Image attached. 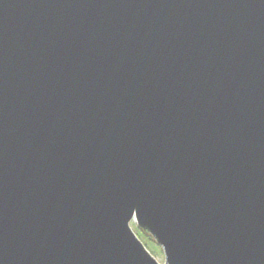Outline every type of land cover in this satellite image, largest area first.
Listing matches in <instances>:
<instances>
[{"label": "water", "instance_id": "95a60500", "mask_svg": "<svg viewBox=\"0 0 264 264\" xmlns=\"http://www.w3.org/2000/svg\"><path fill=\"white\" fill-rule=\"evenodd\" d=\"M264 264V0H0V264Z\"/></svg>", "mask_w": 264, "mask_h": 264}, {"label": "rangeland", "instance_id": "374dc122", "mask_svg": "<svg viewBox=\"0 0 264 264\" xmlns=\"http://www.w3.org/2000/svg\"><path fill=\"white\" fill-rule=\"evenodd\" d=\"M131 228L139 240L144 244L146 249L155 257V259L162 264L164 257L161 248L154 242V240L148 234H145L141 231L135 224V222H131Z\"/></svg>", "mask_w": 264, "mask_h": 264}, {"label": "trees", "instance_id": "16d2710c", "mask_svg": "<svg viewBox=\"0 0 264 264\" xmlns=\"http://www.w3.org/2000/svg\"><path fill=\"white\" fill-rule=\"evenodd\" d=\"M146 234V233H145Z\"/></svg>", "mask_w": 264, "mask_h": 264}]
</instances>
